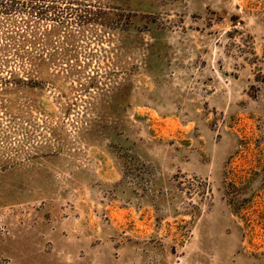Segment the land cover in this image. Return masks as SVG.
Here are the masks:
<instances>
[{"label": "rangeland", "instance_id": "rangeland-1", "mask_svg": "<svg viewBox=\"0 0 264 264\" xmlns=\"http://www.w3.org/2000/svg\"><path fill=\"white\" fill-rule=\"evenodd\" d=\"M87 1L0 12V264H264V0Z\"/></svg>", "mask_w": 264, "mask_h": 264}, {"label": "trees", "instance_id": "trees-1", "mask_svg": "<svg viewBox=\"0 0 264 264\" xmlns=\"http://www.w3.org/2000/svg\"><path fill=\"white\" fill-rule=\"evenodd\" d=\"M85 0H0V12L3 10L14 11L16 9L24 8L27 14L36 15L37 20H44L54 22L53 24H61L65 26H82L88 23H95L100 26H106L103 15L109 8L104 5L96 3L84 2ZM74 5V6H73ZM54 26H52V29ZM42 35V33H40ZM65 42V41H64ZM57 42L52 43L48 47L53 52L56 51L61 45H55ZM42 48L49 43L41 41ZM62 50H64L62 48ZM41 51V50H40ZM44 52V51H43ZM40 56V55H39ZM29 65V61L26 62ZM24 71L26 68H22ZM33 80H26L23 83L31 86ZM15 84V83H14Z\"/></svg>", "mask_w": 264, "mask_h": 264}]
</instances>
